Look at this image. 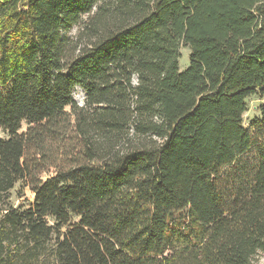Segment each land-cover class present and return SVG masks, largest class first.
<instances>
[{
	"label": "trees",
	"instance_id": "trees-1",
	"mask_svg": "<svg viewBox=\"0 0 264 264\" xmlns=\"http://www.w3.org/2000/svg\"><path fill=\"white\" fill-rule=\"evenodd\" d=\"M254 95L264 0H0V264H254Z\"/></svg>",
	"mask_w": 264,
	"mask_h": 264
},
{
	"label": "rangeland",
	"instance_id": "rangeland-1",
	"mask_svg": "<svg viewBox=\"0 0 264 264\" xmlns=\"http://www.w3.org/2000/svg\"><path fill=\"white\" fill-rule=\"evenodd\" d=\"M181 56L179 58V69L182 70L188 65L189 59V50L186 47L181 48ZM74 96L81 102L83 97L82 92L75 90ZM264 99L254 95L250 96L247 99V111L243 114V123L244 125H248L249 121L258 115L257 107L261 104ZM26 127L25 122L21 123V129ZM7 133L0 129V137H6ZM32 200V193L30 190L23 185V183H17L15 187L9 193V202L13 206H17L19 204L27 205ZM254 264H264V252H260L255 258Z\"/></svg>",
	"mask_w": 264,
	"mask_h": 264
}]
</instances>
